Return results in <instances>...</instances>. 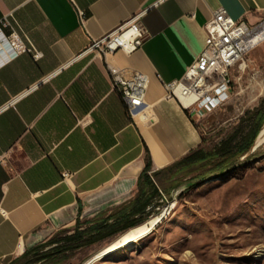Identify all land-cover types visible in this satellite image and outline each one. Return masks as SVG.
Returning <instances> with one entry per match:
<instances>
[{
    "label": "crops",
    "instance_id": "1",
    "mask_svg": "<svg viewBox=\"0 0 264 264\" xmlns=\"http://www.w3.org/2000/svg\"><path fill=\"white\" fill-rule=\"evenodd\" d=\"M221 8L249 26L264 21V0H0V25L7 19L32 47L0 66V264L53 232L140 217L121 219L148 190L147 151L152 177L201 144L195 118L165 86L198 59ZM131 23L146 36L139 50L107 59L89 51ZM106 62L149 78L132 116Z\"/></svg>",
    "mask_w": 264,
    "mask_h": 264
},
{
    "label": "rangeland",
    "instance_id": "2",
    "mask_svg": "<svg viewBox=\"0 0 264 264\" xmlns=\"http://www.w3.org/2000/svg\"><path fill=\"white\" fill-rule=\"evenodd\" d=\"M230 81V100L213 114L195 117L207 147L218 145L240 125L249 127L264 112V43L231 70ZM240 162L245 164L225 175L201 177L198 172L186 177L163 172L156 178L162 195L147 210L149 217L142 225L69 252L60 263L44 264H84L116 242L146 230L149 220L169 205L172 211L150 234L94 264H264V144L256 148L255 143ZM209 177L192 187L178 188ZM75 228L53 232L43 244L71 236Z\"/></svg>",
    "mask_w": 264,
    "mask_h": 264
},
{
    "label": "built area",
    "instance_id": "3",
    "mask_svg": "<svg viewBox=\"0 0 264 264\" xmlns=\"http://www.w3.org/2000/svg\"><path fill=\"white\" fill-rule=\"evenodd\" d=\"M80 16L83 17L82 12ZM3 28H11L12 33L5 35ZM205 32V46L198 59L181 81L165 86L168 96L192 118L213 114L230 100V72L250 51L264 43V21L249 26L245 21H235L221 8L213 14ZM145 39L139 27L131 23L93 41L89 51H97L105 59L117 52L130 55L141 48ZM31 49L5 19L0 25V66ZM39 57L36 54L35 59ZM106 64L112 87L132 116L146 104L149 78L141 72H129Z\"/></svg>",
    "mask_w": 264,
    "mask_h": 264
},
{
    "label": "trees",
    "instance_id": "4",
    "mask_svg": "<svg viewBox=\"0 0 264 264\" xmlns=\"http://www.w3.org/2000/svg\"><path fill=\"white\" fill-rule=\"evenodd\" d=\"M263 127L264 112L254 119L249 127L244 128L240 125L229 137L214 147H207L205 139L201 136L199 147L191 151L179 162L165 169V172H172L176 176L184 174L186 177L198 172H201V177L221 173L239 163L241 158L253 150ZM151 168L152 162L147 151L146 167L142 178L146 182L148 190L145 189L143 196L139 198V202L137 201V208L129 211L128 215L127 212H123V217L121 218L125 220L128 217L135 218L140 216L138 219H133L122 227L118 226L119 223L110 225L106 222L82 230L77 224L73 235L50 240L37 247L34 251L26 252L21 258L11 264L60 263L62 258H66L65 255L69 252H75L81 248L97 244L144 223L149 217L147 210L154 208V202L162 195L152 180V178H158L160 174L155 173L150 177L148 172ZM49 246L55 247L50 251H45V248Z\"/></svg>",
    "mask_w": 264,
    "mask_h": 264
},
{
    "label": "bare ground",
    "instance_id": "5",
    "mask_svg": "<svg viewBox=\"0 0 264 264\" xmlns=\"http://www.w3.org/2000/svg\"><path fill=\"white\" fill-rule=\"evenodd\" d=\"M264 144V128L262 129L260 136L256 142V148L261 147ZM173 205H169V207L164 208L162 212L154 216L149 222L147 223L148 228L141 233L137 235H132L129 237L127 240L122 241V242H116L113 244L111 247L108 249L102 251L101 253L97 254L96 256L92 257L89 259L87 262L84 264H94L97 260H100L104 257H107L111 253L121 250L123 248L128 247L129 245L133 244L134 242L146 237L148 234H150L161 222L169 215V213L172 211Z\"/></svg>",
    "mask_w": 264,
    "mask_h": 264
},
{
    "label": "water",
    "instance_id": "6",
    "mask_svg": "<svg viewBox=\"0 0 264 264\" xmlns=\"http://www.w3.org/2000/svg\"><path fill=\"white\" fill-rule=\"evenodd\" d=\"M243 164H245V163H244V162H239V163H237V164H235V165L229 167L228 169L224 170L223 172H221V174H222V175H225V174H227V173H229V172L235 170L236 168H238L239 166H241V165H243ZM210 178H211V177L206 178V179H197V180H194V181H189V182H187V183H185V184H183V185H180L178 188H179V189L189 188V187H192V186H194V185H196V184L203 183V182L207 181V180L210 179Z\"/></svg>",
    "mask_w": 264,
    "mask_h": 264
}]
</instances>
